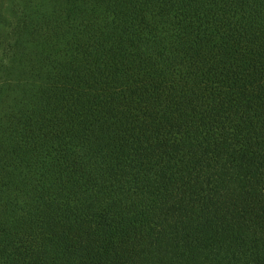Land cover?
<instances>
[{"label":"trees","instance_id":"16d2710c","mask_svg":"<svg viewBox=\"0 0 264 264\" xmlns=\"http://www.w3.org/2000/svg\"><path fill=\"white\" fill-rule=\"evenodd\" d=\"M0 264H264V0H0Z\"/></svg>","mask_w":264,"mask_h":264}]
</instances>
